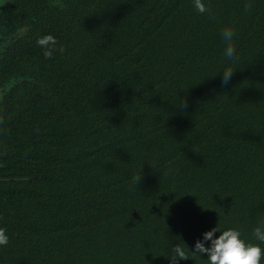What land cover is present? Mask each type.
I'll return each mask as SVG.
<instances>
[{"label":"trees","instance_id":"obj_1","mask_svg":"<svg viewBox=\"0 0 264 264\" xmlns=\"http://www.w3.org/2000/svg\"><path fill=\"white\" fill-rule=\"evenodd\" d=\"M92 1L50 57L23 44L0 106V264H206L216 226L255 242L264 0Z\"/></svg>","mask_w":264,"mask_h":264},{"label":"flooded vegetation","instance_id":"obj_2","mask_svg":"<svg viewBox=\"0 0 264 264\" xmlns=\"http://www.w3.org/2000/svg\"><path fill=\"white\" fill-rule=\"evenodd\" d=\"M87 1L0 0V106L4 111L6 96L17 86V59L23 55V44L45 35H51L55 44L60 39L64 42L69 25L76 24V12L85 15V6L89 9L93 3L86 5Z\"/></svg>","mask_w":264,"mask_h":264},{"label":"clouds","instance_id":"obj_3","mask_svg":"<svg viewBox=\"0 0 264 264\" xmlns=\"http://www.w3.org/2000/svg\"><path fill=\"white\" fill-rule=\"evenodd\" d=\"M192 5L201 14L208 12L206 0H192ZM247 10L246 5L245 11ZM220 37L225 43L223 55L230 64L236 57L235 27H223L220 30ZM37 43L44 49L45 56L52 55L51 48L55 40L51 35L40 37ZM232 73L227 67L222 71L221 83L223 85H227ZM217 233H219L218 236ZM252 236L255 242L244 239L239 228L230 227L221 231L218 226L212 227L202 234L201 239L195 241L192 253L201 256L206 254L207 259H204L206 264H264V221L258 222L257 226L252 229ZM8 242L9 237L6 231L0 228V246H5ZM172 253L178 257L185 255L183 248L179 245L173 246Z\"/></svg>","mask_w":264,"mask_h":264}]
</instances>
